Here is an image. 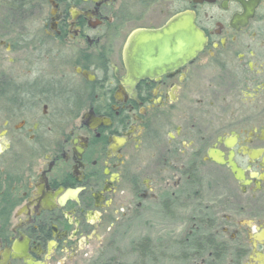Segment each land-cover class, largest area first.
I'll return each instance as SVG.
<instances>
[{
	"label": "flooded vegetation",
	"instance_id": "1",
	"mask_svg": "<svg viewBox=\"0 0 264 264\" xmlns=\"http://www.w3.org/2000/svg\"><path fill=\"white\" fill-rule=\"evenodd\" d=\"M179 16L201 50L132 78ZM141 209L192 264H264V0H0V264L95 255Z\"/></svg>",
	"mask_w": 264,
	"mask_h": 264
},
{
	"label": "rangeland",
	"instance_id": "2",
	"mask_svg": "<svg viewBox=\"0 0 264 264\" xmlns=\"http://www.w3.org/2000/svg\"><path fill=\"white\" fill-rule=\"evenodd\" d=\"M182 234L165 217L151 209L142 214L141 209L105 234L97 254L79 255L68 264H192Z\"/></svg>",
	"mask_w": 264,
	"mask_h": 264
},
{
	"label": "water",
	"instance_id": "3",
	"mask_svg": "<svg viewBox=\"0 0 264 264\" xmlns=\"http://www.w3.org/2000/svg\"><path fill=\"white\" fill-rule=\"evenodd\" d=\"M202 46V34L192 19L179 16L158 31L134 34L125 49V59L130 76L139 79L166 64L177 65L192 59Z\"/></svg>",
	"mask_w": 264,
	"mask_h": 264
},
{
	"label": "trees",
	"instance_id": "4",
	"mask_svg": "<svg viewBox=\"0 0 264 264\" xmlns=\"http://www.w3.org/2000/svg\"><path fill=\"white\" fill-rule=\"evenodd\" d=\"M141 248H142V245H141ZM144 249V248H143ZM210 264H212V263H210Z\"/></svg>",
	"mask_w": 264,
	"mask_h": 264
}]
</instances>
